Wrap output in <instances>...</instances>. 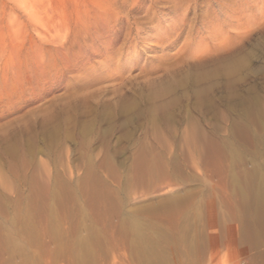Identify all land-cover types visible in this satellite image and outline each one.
Wrapping results in <instances>:
<instances>
[{
	"label": "rangeland",
	"instance_id": "1",
	"mask_svg": "<svg viewBox=\"0 0 264 264\" xmlns=\"http://www.w3.org/2000/svg\"><path fill=\"white\" fill-rule=\"evenodd\" d=\"M25 263L264 264V0H0Z\"/></svg>",
	"mask_w": 264,
	"mask_h": 264
},
{
	"label": "bare ground",
	"instance_id": "2",
	"mask_svg": "<svg viewBox=\"0 0 264 264\" xmlns=\"http://www.w3.org/2000/svg\"><path fill=\"white\" fill-rule=\"evenodd\" d=\"M199 53V52H198ZM197 54V53H196ZM199 55V54H198ZM201 56V55H200ZM194 58H195V56H194ZM197 58V57H196ZM184 61V60H183ZM179 62H181V61H179ZM184 63H186V62H184ZM176 64V63H175ZM172 66V65H171ZM170 67V66H169ZM172 68V67H171ZM182 68V67H181ZM173 69V68H172ZM179 69H180V67H179ZM177 70V69H176ZM169 71V70H168ZM170 71H172V70H170ZM169 73V72H168ZM245 99V98H244ZM14 147V146H13ZM231 150V149H230ZM54 191V190H53ZM57 197V196H56ZM23 213V212H22ZM18 215V214H17ZM19 217V216H18ZM21 220V219H20ZM10 226V225H9ZM137 225H135V227H136ZM11 229V228H10ZM20 229V228H19ZM137 229V228H136ZM8 230V229H7ZM30 232V231H29ZM6 233V232H5ZM8 235V234H7ZM31 235V234H30ZM9 237V236H8ZM10 238H11V236H10ZM8 238H6V240H7ZM31 240V239H30ZM23 249H24V247H23ZM25 256V255H24ZM27 256V255H26ZM25 259H26V261L25 262H27L28 260V257L26 258V257H24ZM23 258V259H24ZM26 264V263H25ZM31 264V263H30Z\"/></svg>",
	"mask_w": 264,
	"mask_h": 264
}]
</instances>
